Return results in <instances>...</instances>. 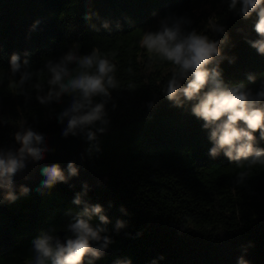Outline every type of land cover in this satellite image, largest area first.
I'll list each match as a JSON object with an SVG mask.
<instances>
[{
    "label": "trees",
    "instance_id": "obj_1",
    "mask_svg": "<svg viewBox=\"0 0 264 264\" xmlns=\"http://www.w3.org/2000/svg\"><path fill=\"white\" fill-rule=\"evenodd\" d=\"M88 5L89 0H0V115L10 121L0 126V145L14 143V125L22 119L47 135L60 132L48 109L34 98L25 104L22 96L12 94L5 74L13 52L23 56L28 50L32 66L42 68L48 58L69 48L82 54L99 48L116 65L121 87L113 92L115 111L109 105L111 125L101 136L102 153L97 157L93 152L88 159L92 169L111 173L102 186H90L83 199L105 206L111 221L108 234L117 242L112 253L93 264H113L125 257L133 264H149L161 254L165 259L158 264H236L240 246L248 241L254 247L246 259L264 264V168H240L222 153L211 157L207 130L189 113L190 105L174 108L160 97L149 112L146 102L159 96L171 66L140 46L144 32L155 29L158 17L167 12L188 13L193 27L202 32L213 22L225 23L231 39L224 52L236 61L221 62L224 79L248 83L246 73L254 72L256 83L249 86L255 89L264 79V56L243 39L256 38L255 17L244 21L233 16L227 0H91L92 10L110 21L111 31L93 17L100 28L96 31L83 19ZM37 18L41 24L29 34ZM259 145L264 147V140ZM242 170L249 173L247 187H235V176ZM82 191L83 186L56 185L44 195L34 190L7 204V212L0 211V264H28L31 240L41 229L65 227L82 208L72 203ZM121 205L127 214L119 211ZM116 219L128 221L119 235L114 231Z\"/></svg>",
    "mask_w": 264,
    "mask_h": 264
},
{
    "label": "clouds",
    "instance_id": "obj_2",
    "mask_svg": "<svg viewBox=\"0 0 264 264\" xmlns=\"http://www.w3.org/2000/svg\"><path fill=\"white\" fill-rule=\"evenodd\" d=\"M227 10L244 21L255 17L252 31L256 38L244 35L243 39L258 55L264 56V0H227ZM93 17L100 21L102 28L111 31L110 21L92 10L89 0L83 19L90 28L99 31L97 24L92 22ZM125 19L128 23L133 22L129 17ZM40 24V18L34 20L29 26V34ZM193 25L194 20L188 13L167 12L158 17L155 29H148L142 35L140 46L149 56L171 66L168 79L160 85L159 96L154 94V98L146 102V108L151 112L160 97L174 108L185 109L190 105L189 113L202 121L201 128L207 130V139L212 144L211 157L222 153L240 168L257 165L264 168V147L259 145V141L264 140V79L255 89L249 86L256 83L254 72L246 73L248 83L226 82L221 62L228 60L231 64L236 61L235 56L224 52L231 39L227 25L216 21L203 32ZM121 27L117 21L116 28ZM237 31L242 33L244 29ZM116 71V65L95 47L83 54L69 48L59 57L48 58L42 68H34L30 52L24 50L23 56L13 52L8 58L5 79L12 94L22 96L25 104L34 98L48 109L47 115L54 116L60 125L62 139L74 137L85 142L80 156L83 162L85 156L91 159L93 152L97 157L102 153L101 136L107 134L111 125L109 105L111 111L118 106L113 96V92L121 87ZM42 73L46 74V79H41ZM9 123L6 116L0 115V126ZM14 127V143L0 145V189L3 190L0 205L14 204L31 196L34 190L44 195L45 190H51L59 183L67 184L80 175V166L75 160H69L66 167L58 162L43 164L40 175L44 179L35 189L24 183L17 185V176L27 172L30 165L41 164L46 154L56 149L49 144L47 133L33 127L27 119L20 120ZM248 179V171L238 172L235 187H247ZM82 186L83 191L77 192L72 200L82 208L71 215L63 240L57 227L41 229L30 242L28 264H93L116 244V239L108 234L111 221L105 206L84 200L90 185L83 181ZM111 207L112 201H109L108 208ZM119 211L127 214L123 205ZM94 218H98V222H94ZM127 226L128 221L116 219L114 231L119 235ZM252 247L253 241L240 246L241 255L236 264H251L246 255ZM164 259L161 254L149 264H158ZM113 264H133V261L131 257L116 258Z\"/></svg>",
    "mask_w": 264,
    "mask_h": 264
},
{
    "label": "water",
    "instance_id": "obj_3",
    "mask_svg": "<svg viewBox=\"0 0 264 264\" xmlns=\"http://www.w3.org/2000/svg\"><path fill=\"white\" fill-rule=\"evenodd\" d=\"M49 144L55 147L56 151L52 153L46 154V158L41 164L30 165L27 172L24 174L17 176L16 183L17 185L24 183L28 184L31 187L37 186L40 181L44 179L42 175H40V167L43 164H52V163H60L62 167H66V164L69 160H75L77 165L80 166V175L78 177L72 178L67 184L59 183L57 185H68L72 187L82 186L83 181H87L90 186L100 187L102 186L110 175L111 171H96L90 167L89 160L87 156L83 162L80 159L81 153L84 152L85 142L80 140L79 138L69 137L68 139H62L60 136V132L53 133L48 135ZM27 177V179H26ZM0 191H3L0 189ZM8 206L0 205V211L2 213L7 212ZM61 239L63 240L65 233V227L59 228ZM112 253V248L110 247L105 254Z\"/></svg>",
    "mask_w": 264,
    "mask_h": 264
}]
</instances>
